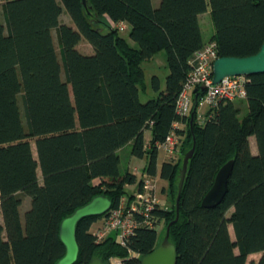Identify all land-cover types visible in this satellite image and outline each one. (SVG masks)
Wrapping results in <instances>:
<instances>
[{"label": "trees", "instance_id": "1", "mask_svg": "<svg viewBox=\"0 0 264 264\" xmlns=\"http://www.w3.org/2000/svg\"><path fill=\"white\" fill-rule=\"evenodd\" d=\"M208 11L218 58L259 52L264 0H161L158 7L152 0H88L87 7L82 0L0 5V264H56L65 255L59 238L64 218L98 195L109 197L113 207L130 197L126 187L142 180L120 170V151L129 144L132 156L147 158L146 174L167 183L163 193L172 206L156 209L155 226L139 227L125 245L116 233L96 242L91 229L106 215L82 220L75 264L96 257L110 263L116 256L121 264H141L161 243L157 227L163 223L166 233L177 216L179 164L163 162L158 172L157 148L176 122L182 124L174 131L185 136L184 152L196 140L179 219L170 229L176 264H247L256 253H263L258 264H264V74L246 79L245 99L220 104L202 122L194 101L192 128L190 116L181 119L175 111L190 62L206 44L200 16ZM64 13L73 26L61 21ZM82 40L92 54L78 50ZM163 51L169 68L165 87L154 75L156 97L143 103V64ZM237 102H245L244 115ZM231 160L227 195L218 206L204 208L218 171ZM19 194L31 198L24 221Z\"/></svg>", "mask_w": 264, "mask_h": 264}, {"label": "built area", "instance_id": "2", "mask_svg": "<svg viewBox=\"0 0 264 264\" xmlns=\"http://www.w3.org/2000/svg\"><path fill=\"white\" fill-rule=\"evenodd\" d=\"M124 28L125 26L121 24L120 29L124 30ZM217 59V44L214 41L207 42L192 58L190 62L191 72L175 105L176 114L181 119L191 115L195 99L198 110L197 121L202 122L205 118V116L200 115L202 110L205 109L207 112L217 108L222 103L246 98L245 82L248 77H228L219 84L213 83V64ZM181 125V122L174 123V130ZM174 130L157 147L158 151H163L169 159L173 158L179 144V137ZM134 173L137 174L138 172L135 170ZM159 196L158 179L145 176L130 197H122L117 205L112 207L106 216L98 221L99 224L93 225L91 233L96 242H102L109 235L116 233L118 234V241L125 245L126 240L134 235L139 227L153 228L155 226L152 219L154 211L161 206L165 207Z\"/></svg>", "mask_w": 264, "mask_h": 264}, {"label": "water", "instance_id": "3", "mask_svg": "<svg viewBox=\"0 0 264 264\" xmlns=\"http://www.w3.org/2000/svg\"><path fill=\"white\" fill-rule=\"evenodd\" d=\"M87 7L88 0H82ZM264 74V44L259 52L248 57H219L213 64V83L219 84L224 79L234 76L251 77ZM197 100L195 99V102ZM195 121V111L190 115V125L193 127ZM196 150V140H193L192 148L185 154L182 167L179 171L178 197L176 200L177 216L169 223L166 233L161 243L153 252L142 258L141 264H176L177 248L170 241V229L179 219L180 199L188 173L189 163L194 157ZM234 160L227 162L218 171L211 189L202 200L204 208H214L222 203L228 192L229 179L234 168ZM113 207L112 200L106 195H98L87 204L77 208L71 215L64 218L59 228V238L65 247V255L56 264H75L79 256V244L77 241L78 224L89 217H99L106 215ZM89 264H110L101 258H93Z\"/></svg>", "mask_w": 264, "mask_h": 264}, {"label": "rangeland", "instance_id": "4", "mask_svg": "<svg viewBox=\"0 0 264 264\" xmlns=\"http://www.w3.org/2000/svg\"><path fill=\"white\" fill-rule=\"evenodd\" d=\"M4 1L5 0H0V5H2L4 3ZM152 1H153L154 6L158 7L161 0H152ZM61 21L63 23H66V24H69V25L73 26L71 20L66 15V13H64L62 15ZM200 21H201L202 30H203V33H204L205 42L206 43L210 42V39L213 37V34H214V26H213V22H212V19H211V16H210V11H208L205 14H203L201 16ZM53 36H54L57 52L60 53V45H59V42H58L56 30H54ZM122 36L128 38V31L123 32ZM131 44L133 45L132 42H131ZM77 48L83 54H92L93 53L92 47L84 40H82L80 42V44L78 45ZM143 69H144V73H145L146 89H145V91L141 90V92H140V100H141V102L145 103L148 100L156 97V93H154V91L152 89V85H151V80H152V77L154 75H156V76H158L160 78L162 88L164 89V87H165V80H166V77H167V75L169 73L166 52L165 51L160 52L152 60L144 62ZM237 103L240 104V106L242 107L243 115H244L247 112V109L244 108L245 102H237ZM204 111H205V109L202 110L200 115L204 116V113H205ZM149 135H150V133L148 132L146 134V136L148 137ZM184 140H185V136H180L179 137V144H178V147L176 149V153H175V155L173 156L172 159H169L168 156L163 151L159 152V154H158V168L159 169H160L159 166H161L162 162L171 161L173 163H177L178 162L179 171H180V169L182 167V164H183L184 156L188 152V150L186 152H184L185 150H184V148H182ZM254 141L255 140L253 138V144H254ZM31 145H32L33 154L36 157V148H35V141L34 140H31ZM146 145H147V147H149V145H150L149 142ZM130 151H131V147H127V148H125L124 151L120 152V154H119L120 157H121L120 170H121L122 173H125L126 170H127L128 157L130 156ZM134 163H135V165L143 166V165L146 164V158L144 160H140V158H136ZM159 169H158V172H159ZM38 174H39V178L41 180L40 170L38 171ZM179 181H180V179H179V173H178V179L175 182V186L177 188H178ZM158 185H159V195H160L159 198L161 199V202L165 206H167V205L169 207H170V205L172 206V203L170 201H168V197L164 193H162V194L160 193V188L162 186L166 188L167 187V183L162 181L161 178L159 177V175H158ZM134 189H135V185L126 187V190L128 192H132ZM19 196L23 200V205H22V207L20 209V212H21V218L24 221V214H25L26 210H28L30 208V206H31V198L29 196L25 195V194H19ZM0 221L2 222L1 215H0ZM97 224H99V222H97ZM229 231H230L231 238L235 241L236 237H235L232 225H229ZM157 232H158V235H159V237L161 238V241H162L164 236H165L164 224L163 223L157 227ZM236 252H238V250H236ZM262 255H263V253H256V254L249 255L248 258H247V264H258V262H259L260 258L262 257ZM121 263H122L121 259L119 257H117V256L116 257H112L110 259V264H121Z\"/></svg>", "mask_w": 264, "mask_h": 264}, {"label": "crops", "instance_id": "5", "mask_svg": "<svg viewBox=\"0 0 264 264\" xmlns=\"http://www.w3.org/2000/svg\"><path fill=\"white\" fill-rule=\"evenodd\" d=\"M202 16V15H201ZM201 16H200V19H201ZM200 23H201V21H200ZM201 29H202V26H201ZM202 32H203V30H202ZM203 36H204V33H203ZM204 112H206V111H204ZM148 132H146L145 133V139H146V144H148V142L150 141V139H151V134L147 137L146 136V134H147ZM150 133V132H149ZM254 144H255V142H254ZM253 144V139L251 138V147H252V151H253V153H256V145H254ZM127 147H131V144H129L128 146H126L125 148H127ZM125 148H123L120 152H122V151H124L125 150ZM131 152V151H130ZM160 152V151H159ZM135 159H136V157H134V156H132L131 155V153H130V156L128 157V166H127V170L126 171H128L129 173H131V174H134L136 177H137V179H138V181H140V180H142L145 176H147V174H146V167H147V164H148V160H147V158H146V164L145 165H143V166H140V165H135ZM145 158H142V159H140V160H144ZM163 163V162H162ZM162 165V164H161ZM159 167H161V166H159ZM159 169V168H158ZM137 171L138 173L137 174H135L134 173V171ZM160 170V169H159ZM156 178L158 179V176H156ZM162 180V179H161ZM163 181V180H162ZM165 182V181H164ZM166 183V182H165ZM138 188V185H135V189L132 191V192H134V191H136V189ZM163 189H165V187H161L160 188V193L162 194L163 193Z\"/></svg>", "mask_w": 264, "mask_h": 264}]
</instances>
